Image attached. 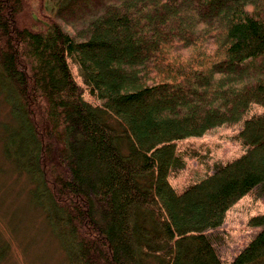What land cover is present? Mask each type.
Here are the masks:
<instances>
[{
  "label": "trees",
  "instance_id": "1",
  "mask_svg": "<svg viewBox=\"0 0 264 264\" xmlns=\"http://www.w3.org/2000/svg\"><path fill=\"white\" fill-rule=\"evenodd\" d=\"M0 0L2 149L68 264L229 261L211 230L264 194V0ZM81 76V77H80ZM241 120L237 157L177 192L180 140Z\"/></svg>",
  "mask_w": 264,
  "mask_h": 264
},
{
  "label": "rangeland",
  "instance_id": "2",
  "mask_svg": "<svg viewBox=\"0 0 264 264\" xmlns=\"http://www.w3.org/2000/svg\"><path fill=\"white\" fill-rule=\"evenodd\" d=\"M59 0H50L55 6ZM81 77V76H80ZM252 112L264 107L252 104ZM8 106L0 94V264H68L61 245L41 210L28 197L29 181L17 171L2 149L4 125L10 122ZM241 120L216 125L201 135L177 144L178 158L169 174L177 192L187 188L215 168L237 157L247 147L237 132ZM264 212V194L249 191L225 212L223 221L211 230L219 256L229 261L260 229L248 222L250 216Z\"/></svg>",
  "mask_w": 264,
  "mask_h": 264
}]
</instances>
